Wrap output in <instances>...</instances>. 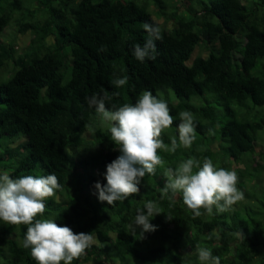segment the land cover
I'll return each instance as SVG.
<instances>
[{"label":"trees","instance_id":"1","mask_svg":"<svg viewBox=\"0 0 264 264\" xmlns=\"http://www.w3.org/2000/svg\"><path fill=\"white\" fill-rule=\"evenodd\" d=\"M147 1L0 0V36L12 26L31 35L21 53L0 40V67L13 62L12 76L0 82V174L58 177L61 187L38 218L95 240L72 264L103 257L114 264H200L198 247L220 264H264V167L253 160L264 159L255 149L264 133V0H151L163 25ZM145 23L159 27L161 39L156 58L140 62L133 48L148 39ZM197 50L206 56L193 57ZM117 78L127 83L117 88ZM144 91L165 100L174 117L162 134L166 145L178 136L185 110L196 139L189 149L161 150L165 165L143 178L138 194L109 206L98 201L94 184H106V166L120 153L87 98L119 93L107 103L112 109L134 104ZM189 157L235 171L246 203L194 218L182 194L165 196V169ZM149 200L162 210L150 220L156 230L133 235L128 225ZM26 230L0 222V264H36L22 244Z\"/></svg>","mask_w":264,"mask_h":264},{"label":"clouds","instance_id":"2","mask_svg":"<svg viewBox=\"0 0 264 264\" xmlns=\"http://www.w3.org/2000/svg\"><path fill=\"white\" fill-rule=\"evenodd\" d=\"M143 28L149 34L148 39L143 46L137 44L133 48V55L140 62L156 58L155 41L161 39L159 27L145 23ZM126 83V78L113 81L117 88ZM118 95L103 92L87 98L88 106L94 108L100 122L107 127L111 141L116 145L114 150L120 153L106 166V184H94L98 201L109 206L139 193L143 178L155 175L157 168L165 165L159 154L161 150L189 149L196 139L191 112L179 113L178 136L170 138L169 147L162 139V134L174 123L167 102L153 96L150 91H144L134 104L124 103L119 107L113 104L109 109L107 103ZM164 174L167 182L162 193L169 199L177 193L182 194L183 204L194 218L228 212L244 199L243 192L237 187L236 172L217 167L211 158L206 157L201 163L189 157L176 168L167 167ZM60 187L54 173L16 178L8 173L0 174V222L26 226L22 244L25 249H30L36 264H72L93 244L91 233L77 234L70 227L59 226L53 219L38 218L44 216L47 199L53 197ZM160 214L162 210L157 202L146 201L143 208L136 210L133 223L128 225L131 233L135 235L137 228L141 230L140 236L154 232L156 226L150 220ZM237 235L243 237L242 233ZM196 254L200 264H220V257L213 256L207 247H198Z\"/></svg>","mask_w":264,"mask_h":264},{"label":"rangeland","instance_id":"3","mask_svg":"<svg viewBox=\"0 0 264 264\" xmlns=\"http://www.w3.org/2000/svg\"><path fill=\"white\" fill-rule=\"evenodd\" d=\"M148 3V6L150 7V10L152 11V18L159 24V25H163L164 22L161 18H157L156 17V12H155V9L153 7V4H152V1L151 0H148L147 1ZM170 2L171 4L174 3L173 1H168ZM26 5V3H24ZM171 4H169L171 6ZM32 7H35L34 5H32ZM169 7H167V10ZM170 26V25H169ZM17 28L15 26H12V27H7L4 32L2 33V35L0 36V40L4 43H11V42H14L15 44V49L17 50L18 53H21L28 45H29V42H30V39H31V35L29 32L25 33L24 35H20V34H17ZM198 54H201L202 56H206V52L203 51V50H197L193 57L197 56ZM12 73H13V62L9 61V63L6 62L5 66L2 65L0 67V82H3V81H6L8 80L11 76H12ZM255 149L256 151H262L264 152V133H259L258 134V141L256 142V145H255ZM253 160L255 162H258L260 166L264 167V159L263 160H260L258 155H254L253 156ZM255 162H251L253 167H257L255 166ZM239 168H243V166H239ZM232 171V170H231ZM261 183H264V169H263V172H262V177H261ZM251 185V184H250ZM242 187V186H241ZM242 192V191H241ZM94 198V197H93ZM248 199V198H247ZM244 196V199L242 200V204L244 205L247 200ZM240 203V204H241ZM238 204V203H237ZM235 204V205H237ZM235 205L232 206V209L231 211H234L236 210L235 208ZM243 211H242V208H241V212H240V215H243ZM172 238H175V235H174V232L171 233L170 235ZM190 239L192 237H189ZM186 239V238H185ZM95 241V240H93ZM197 247V246H196ZM197 251V250H196ZM100 264V263H103V264H114L113 262H111L109 259H107L106 257H103L99 262H95V261H92V264ZM130 264H131V261H130Z\"/></svg>","mask_w":264,"mask_h":264}]
</instances>
